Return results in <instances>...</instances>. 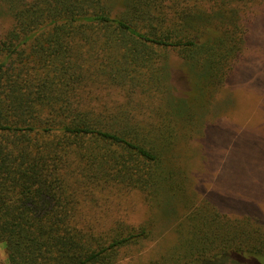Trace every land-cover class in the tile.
I'll use <instances>...</instances> for the list:
<instances>
[{
	"label": "trees",
	"instance_id": "trees-1",
	"mask_svg": "<svg viewBox=\"0 0 264 264\" xmlns=\"http://www.w3.org/2000/svg\"><path fill=\"white\" fill-rule=\"evenodd\" d=\"M252 1L262 2L0 0V241L7 264H119L122 252L150 236L149 221L93 230L85 200L105 185L150 195L171 188L166 153L184 122L197 124L200 100L245 58ZM172 84H182L187 97L167 93L168 110L158 109L154 121L88 99L110 85L149 95L154 85ZM223 223L191 232L195 261L264 264L263 224L249 216Z\"/></svg>",
	"mask_w": 264,
	"mask_h": 264
},
{
	"label": "rangeland",
	"instance_id": "rangeland-1",
	"mask_svg": "<svg viewBox=\"0 0 264 264\" xmlns=\"http://www.w3.org/2000/svg\"><path fill=\"white\" fill-rule=\"evenodd\" d=\"M247 11L245 58L224 85L200 100L197 124L184 122L166 153L163 163L174 172L171 188L150 195L147 189L105 185L94 194L97 201L94 195L86 198L83 208L89 222L97 225L93 230L112 227L116 221L134 226L151 223L150 236L122 252L119 264H176L179 259L200 264L195 261L199 252L189 254L195 229L221 228L223 222L231 224L244 216L264 226V0L252 1ZM179 61L170 51L171 65L177 67ZM178 85L180 89L172 84L170 91L154 85L149 95L132 91L129 85H110L98 88L88 99L91 105L103 103L109 109L126 106L121 109L129 115L154 121L158 109L168 110L167 93L175 99L186 96L187 89ZM101 88L105 90L99 92ZM207 99L208 105L203 102ZM216 212L219 218L211 219ZM0 264H7L1 241ZM222 264L245 263L228 257Z\"/></svg>",
	"mask_w": 264,
	"mask_h": 264
}]
</instances>
